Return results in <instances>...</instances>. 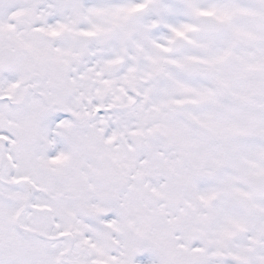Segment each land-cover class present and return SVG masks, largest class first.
I'll use <instances>...</instances> for the list:
<instances>
[{
	"label": "snow or ice",
	"instance_id": "obj_1",
	"mask_svg": "<svg viewBox=\"0 0 264 264\" xmlns=\"http://www.w3.org/2000/svg\"><path fill=\"white\" fill-rule=\"evenodd\" d=\"M0 264H264V0H0Z\"/></svg>",
	"mask_w": 264,
	"mask_h": 264
}]
</instances>
